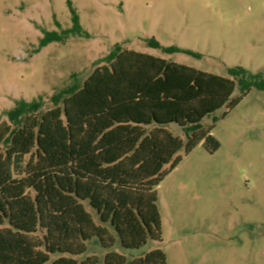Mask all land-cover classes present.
<instances>
[{"label": "trees", "instance_id": "16d2710c", "mask_svg": "<svg viewBox=\"0 0 264 264\" xmlns=\"http://www.w3.org/2000/svg\"><path fill=\"white\" fill-rule=\"evenodd\" d=\"M68 6L74 26L44 32L34 53L85 35ZM97 62L81 84L71 75L52 108L42 96L19 99L0 116V264H167L161 250L128 259L112 249L162 240L158 186L203 141L219 149L217 118L207 128L203 119L224 109L223 119L253 88L264 91V73L241 67L223 77L119 46ZM89 242L103 258L82 259Z\"/></svg>", "mask_w": 264, "mask_h": 264}, {"label": "rangeland", "instance_id": "374dc122", "mask_svg": "<svg viewBox=\"0 0 264 264\" xmlns=\"http://www.w3.org/2000/svg\"><path fill=\"white\" fill-rule=\"evenodd\" d=\"M83 36H62L39 48L44 32L72 28L68 0H0V116L15 101L51 96L81 84L115 47L229 77L241 67L264 73V0H70ZM190 50L164 53L148 47ZM239 94L235 92L234 96ZM203 119L220 144L203 141L157 188L161 241L112 250L128 259L161 250L167 264H264V91L251 92L225 118ZM175 135L181 130L171 125ZM89 255L103 258L93 242ZM58 256H53V259Z\"/></svg>", "mask_w": 264, "mask_h": 264}]
</instances>
